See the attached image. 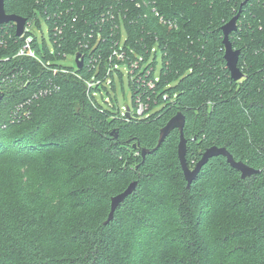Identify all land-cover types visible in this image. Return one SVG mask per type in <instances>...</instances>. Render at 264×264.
<instances>
[{
    "label": "trees",
    "instance_id": "1",
    "mask_svg": "<svg viewBox=\"0 0 264 264\" xmlns=\"http://www.w3.org/2000/svg\"><path fill=\"white\" fill-rule=\"evenodd\" d=\"M243 1L4 0L5 11L28 25L46 21L52 50L35 44L50 69L15 58L14 23L0 25V264H264V0ZM107 10L125 14V63L137 59L135 73L154 81L148 89L128 74L129 117L113 101L96 99L115 42L111 24L100 20ZM238 11L229 39L240 50L244 77L234 81L221 26ZM91 29L101 41L89 37ZM155 49L162 55L158 77L155 59L147 62ZM78 53L83 64L76 70ZM68 56L73 67L62 63ZM90 57L98 70L88 66ZM98 79L86 88L85 80ZM49 85L10 121L31 92ZM138 95H149L141 115ZM177 112L185 117L190 168L216 145L259 172L241 178L216 156L187 188L176 129L142 157ZM133 180L135 191L105 225L110 197Z\"/></svg>",
    "mask_w": 264,
    "mask_h": 264
},
{
    "label": "water",
    "instance_id": "2",
    "mask_svg": "<svg viewBox=\"0 0 264 264\" xmlns=\"http://www.w3.org/2000/svg\"><path fill=\"white\" fill-rule=\"evenodd\" d=\"M247 0L242 2V5ZM239 17V11L232 18H230L226 23L221 26L222 31V44H223V58L225 60V65L227 70L229 71L230 78L234 81H238L244 77L243 72L240 70L238 66L240 50L235 49L232 46V43L229 39V35L231 32L237 29V20ZM8 22L14 23V32L15 35L21 36L24 31L26 25V19L20 15L7 13L4 7V0H0V25L6 24ZM75 63L78 69H81L83 60L82 56L78 53L75 56ZM3 97V92L0 90V100ZM125 116L129 117L130 106H125ZM185 125V117L181 112H177L173 115L163 127L160 128L158 133V140L156 146L152 149L143 148L141 150V156L144 157L146 154H149L151 151H155L166 139L170 132L174 129L179 132V140L177 143L176 153L177 158L186 181L187 188L191 185V183L197 178V175L202 168V166L208 162V160L212 157L223 156L225 157L227 163L236 169L241 178L249 177L253 174L259 172V169L249 166L241 160H235L230 152L225 147H218L216 145H212L207 147L200 155V158L197 160L195 165L190 168L186 161V139L183 134V129ZM137 187V180L131 181L122 191L110 197L109 204V212L107 218L103 222L105 225L112 221L114 217V213L117 208L123 203V201L130 196Z\"/></svg>",
    "mask_w": 264,
    "mask_h": 264
},
{
    "label": "built area",
    "instance_id": "3",
    "mask_svg": "<svg viewBox=\"0 0 264 264\" xmlns=\"http://www.w3.org/2000/svg\"><path fill=\"white\" fill-rule=\"evenodd\" d=\"M154 11V15L155 16H159L158 12ZM124 13L121 11H113V10H107L106 14L102 13L100 15V20L103 21H107L111 24L110 27V36H112L115 39L114 44L111 45V53L110 55L107 56L105 62H106V68L103 74L102 79H104V83L106 84L107 81L109 80V75L112 73V71L114 69H116V66L118 64H122L127 68L128 74L130 75L131 78L136 79L137 83H144L145 85H147L148 89H151L154 87V81L152 79H147L146 81L142 80L140 78V76H138L135 73L136 69H139V62L137 59L135 60H131L130 63H125V56L127 55V50L125 47V44L123 42V44L121 45L120 43V39H121V30L122 28H124ZM159 20L161 22L166 23L169 27H176L175 23L173 21H168V20H163L161 17H159ZM72 22H76L77 18L76 15H74L71 18ZM31 25L26 24L23 33L21 34V36H18V38H20V44L18 45V47L16 48L15 54L13 57L18 58V59H25L28 61H34L38 64L41 65V67H44L46 69H50L49 67V63L45 62L43 60V58L39 55L38 53V49L35 46V44H38V48L41 50L42 49V45L40 44V42H38L37 36L31 33ZM59 32V31H58ZM8 34V37H10L11 35L7 32L4 31V35ZM15 34V32H14ZM126 37H127V32L125 31ZM16 36V35H15ZM89 37H93L95 41H101L102 34L100 31H94L93 29L90 30L89 33ZM125 37V39H126ZM124 39V40H125ZM103 41V40H102ZM1 43V42H0ZM86 47V46H85ZM52 50V49H51ZM83 58V57H82ZM75 59V58H74ZM117 61V62H116ZM122 62V63H121ZM76 65V64H75ZM91 66L92 68H94L95 70H98L100 62H95L94 59H92V57L89 58V62H88V66ZM75 69L77 70V67L75 66ZM51 71L53 73L56 72H61V73H72L75 74L74 68L71 69H67L64 67L61 68H56V67H52ZM78 76V74H77ZM28 77V76H27ZM99 79L96 80L94 82V80H85V84H86V88H90L92 86H94L95 83L100 81ZM28 83V78L26 81H24L22 84L25 85ZM55 85H49V86H41L39 88H37L36 90H34L33 92H31L30 96L27 97L23 102H21L17 107L16 110L13 114H11L10 116V121L13 122L14 120H16L17 118H19L22 113H23V105L25 104H29L31 103L33 100H37L39 97L47 94L49 92L50 89L54 88ZM1 90V89H0ZM3 91V90H1ZM149 98V95H147V97L144 98V100H142L141 96H137L136 98V107H135V112L137 115H141L146 109H147V100ZM167 98L166 95H162V99L165 100ZM124 109V108H122ZM125 110V109H124ZM20 112V113H19Z\"/></svg>",
    "mask_w": 264,
    "mask_h": 264
},
{
    "label": "rangeland",
    "instance_id": "4",
    "mask_svg": "<svg viewBox=\"0 0 264 264\" xmlns=\"http://www.w3.org/2000/svg\"><path fill=\"white\" fill-rule=\"evenodd\" d=\"M30 28H31L30 30L31 33L37 36L38 42H40V44H42V41L45 42L46 46L51 50L52 40L50 37L48 24L46 23V21L41 18L39 26L36 24H32ZM125 37H126L125 29L122 28L121 39H120L121 45L123 44ZM155 51H156L155 56L154 54L150 55L148 57L147 62L152 63V60L155 59L156 62L155 76L158 77L160 74V69L162 67V55L158 49H155ZM62 63L65 66H72V67L74 66L71 56H68L67 60H63ZM117 66L119 72L116 71L115 69L112 71L111 73L113 74L112 77L107 81L106 84L104 83L105 89L101 90V94L99 93L96 94V99L99 103L103 105H106L104 100L109 103L113 101L115 106L117 105L119 108L122 109L125 108L126 105H130V106L132 105V88H131L127 68L122 64H118ZM174 85L175 82H171L167 85L166 88L173 87ZM163 105H164L163 102H161L157 106H154L150 111V113L158 111L159 109H161Z\"/></svg>",
    "mask_w": 264,
    "mask_h": 264
}]
</instances>
